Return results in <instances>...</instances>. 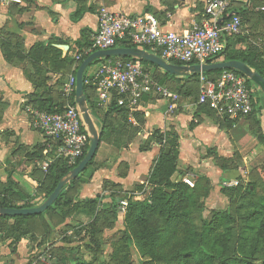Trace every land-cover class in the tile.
Masks as SVG:
<instances>
[{"label": "crops", "instance_id": "1", "mask_svg": "<svg viewBox=\"0 0 264 264\" xmlns=\"http://www.w3.org/2000/svg\"><path fill=\"white\" fill-rule=\"evenodd\" d=\"M210 1L20 0L17 3L0 0V39L8 35L18 38L25 50L38 42L67 45L69 50L63 52V57L75 58L93 41L98 30V16L103 9L129 16L152 14L165 30L183 34L203 18ZM255 1L258 0H234L229 10L233 15L248 9L244 19L249 33L254 32L252 28L258 23L264 29V22L255 17V12L259 11L253 6ZM77 10L82 16L73 21L72 16ZM28 67L27 63L17 60L7 62L0 44V201L5 199L19 208L28 204L37 207L46 201L38 190L46 175L42 166L52 164L57 158L52 140L31 127L27 107L32 105L30 102L37 95V89L25 75ZM74 68L73 65L62 73L49 74L48 84L54 89L53 95L61 93L64 96V88L74 76ZM93 69H87V76ZM94 91L92 97L98 99L95 88ZM198 109L194 99L192 102L186 98L175 113L168 114L165 101L145 96L141 106L128 114L127 122L117 113L108 116L116 131L101 142L94 163L84 176L87 182L78 187L77 198L102 196L103 203H110L111 193L122 190L129 191L135 200L142 199L135 188L144 186L151 191L150 174L167 137H176L179 144L181 166L174 180L181 178L182 165H192L198 175L209 176L214 187L222 184L223 175L216 163L235 159L242 147L251 140L253 142L249 134L253 123L244 118L228 128L217 114ZM105 114L106 111L99 113L102 119ZM258 117L264 130V116ZM157 132V136L163 135V141L154 138ZM151 138L154 139L149 143ZM256 156L254 152L250 159ZM76 219V224L86 225L91 221L83 213ZM72 221L67 219L55 227L49 216L32 219L29 221L30 235L20 240L4 231L5 222L0 221V264H33L28 256L37 251V258L50 259L51 250L68 245L64 239L72 231L66 234L64 228L75 226ZM7 222L10 226L14 224Z\"/></svg>", "mask_w": 264, "mask_h": 264}, {"label": "trees", "instance_id": "2", "mask_svg": "<svg viewBox=\"0 0 264 264\" xmlns=\"http://www.w3.org/2000/svg\"><path fill=\"white\" fill-rule=\"evenodd\" d=\"M247 11L248 9H246L245 12L234 13L242 18L243 24H245L244 17ZM259 14L260 19L257 16V20L264 22V9ZM81 16L82 12L77 10L75 15L72 16V20L77 21L81 18ZM231 17L232 15H230L229 11H226L223 14V21L229 20ZM236 37L237 39H235V41L231 39L232 37L227 38L223 53L213 59H209L207 63H215L221 60L241 61L264 77V49L260 50L252 46H247L244 49H235L237 44H241L238 42L244 41L247 36H235L234 38ZM0 44L2 53L7 62L17 60L20 63H27L29 66L25 69V75L37 89V95L33 97L30 102L33 106L39 108L41 111L53 114L63 113L68 106L77 105L76 91L72 97L68 99L61 93L58 94V96L53 95L54 89L48 84L50 80L48 76L50 73H62L73 65L75 66L73 74L76 76L81 63L89 55L96 52V50H91L92 42L86 45L85 50L77 53L76 57H80L79 61L76 60V57H63V51L53 46L52 43L46 44L44 42H38L29 50H25L20 39L8 35L0 39ZM118 47L136 48L135 45L128 41L118 42L116 48ZM90 50L91 52H89ZM145 50L152 53L149 48H145ZM156 54L159 55V53ZM121 59L124 61L134 60V58L131 57ZM103 60L105 59L97 60L93 64ZM141 62L147 71L148 69L151 70V68L160 70V68L154 64L146 61ZM171 63L184 65L183 63L177 61H171ZM93 64L91 66H93ZM194 64H196V62L190 63L189 65ZM229 71H233L245 77L237 71ZM222 72L223 71H215L212 73H204L203 75L212 80H216ZM200 78V74L176 77L161 69L160 79L157 80L155 78V80L160 85L168 88V84L174 85V83H177V85L174 86L175 91L170 88L169 89L178 93L180 96L182 94L184 97L192 98L197 103L200 94ZM87 79L88 76L85 72L84 90L87 97V105L91 114L98 119V121L91 120V122L96 128H98L100 124L104 126L101 136L102 142L106 137L112 135L116 131L113 128L114 123L108 119V116L113 113H117L123 117L124 121L127 122L129 111L126 107L118 104L117 97H114L107 107L101 108L99 106L98 99L92 97L95 93V87L89 86ZM182 81L186 82V85L180 87V83ZM246 81L250 87L253 88L256 86L248 78H246ZM59 84L61 85V83ZM88 90L93 91V93L90 94ZM257 102L258 99H256V104H254L253 112L246 117V119L251 118L253 127L255 126L260 128L261 121L257 112L262 111V106L257 107ZM198 108L200 112L203 111L213 113L214 115L216 114L206 106H198ZM102 111L107 112L103 119L99 115ZM137 113H135V115ZM219 118L222 119V122L224 125L228 126V128L234 127V125L238 122V120H231L228 117L219 116ZM82 120L83 132L89 134L90 136L88 126L83 118ZM157 134L159 133L157 132L154 134V138L163 141V135H160L159 137ZM154 138H151L149 143H151ZM52 142L55 146H57L58 143L54 141ZM89 147L90 144L87 145L83 157H81L77 164L73 167L68 166L67 162L62 158H56L55 161L50 164L44 179L40 182L38 189L39 193L45 200L55 191L59 182L84 159ZM168 148L170 150L166 153ZM94 159L88 164L84 172L63 188L62 193L56 202L44 213L39 215L16 217L0 215V221L5 222L4 231L9 234L11 233L12 236H15V240H20L21 238L30 235L31 229L29 221L32 219H44L46 216H49L55 223L54 226L56 227L64 224L67 219L73 220L75 216L83 213L91 220L88 224L84 225L78 223L75 226H66V229L64 228V233L66 234L67 232L72 231L70 236L65 237L64 242L73 244L80 239L84 233L87 234L88 229L92 228L101 216L114 219L115 214L117 213V206H119L122 201L119 197H115V199L111 197L112 201L110 203H103L104 198L102 196L80 200L76 196L78 187L87 182L84 176L93 165ZM179 159L180 153L177 138L167 137L150 174V196L145 201H137L134 198L129 199L127 210L128 219L131 222L134 221L145 225V216L147 214L156 215L162 219V225L160 227H153L150 232L142 231L138 235L137 243L142 245L144 248H149L151 252H154L155 257L161 258L166 262L169 261V264H264V196L258 197V193L251 187L244 190L242 186L227 189L222 186L220 192L228 196L231 202H234L236 198L242 194V197L238 199L245 200V202H249L251 204L252 209H249L243 217V225H241L240 234L238 236L236 235V221L226 212L214 214L210 223H205L201 232H197L193 227V221L188 207H193V205L199 201L200 187L196 185L192 188L181 179H173L174 175L179 172ZM218 167L224 174L226 170L221 165H218ZM201 180H206V176L199 177V182H201ZM206 181L207 183L210 182L209 179ZM34 207H36L35 204H28L19 208L5 199L0 201V208L27 209ZM7 221H13L14 224L10 226ZM48 229L50 230L49 227ZM159 231L162 235L156 237V234L159 233ZM166 240H176L178 242L176 247L171 251L170 257H166L164 255L165 249H168L169 247L164 244ZM238 241H242L245 245V247H242L244 250L242 251L243 255L241 257H239L235 252H232ZM128 243L132 245L133 241L128 238ZM196 246L200 248L201 252L195 248ZM56 250L64 253V251L70 252V250L73 249L62 247ZM52 252L53 251H51V258L55 260L53 264H65L67 261H70L69 257L60 255L58 252H53L54 254ZM76 264L84 263L77 262ZM139 264H144V262L139 261Z\"/></svg>", "mask_w": 264, "mask_h": 264}, {"label": "built area", "instance_id": "3", "mask_svg": "<svg viewBox=\"0 0 264 264\" xmlns=\"http://www.w3.org/2000/svg\"><path fill=\"white\" fill-rule=\"evenodd\" d=\"M233 1L211 0L205 7L203 18L183 34L165 30L152 14L129 16L103 9L98 16V30L91 50H109L116 48L120 41H128L137 48H149L152 53H159L156 55L170 63L206 64L209 59L223 53L227 38L249 34L239 15L233 14L229 20L223 21V14L230 10ZM14 2L19 3L20 0ZM76 60L79 61L80 57ZM87 83L95 87L101 108L107 107L117 97L118 104L131 114L141 106L145 96L165 101L168 114L175 113L181 100L178 93L160 85L138 59L105 58L88 74ZM75 91L74 75L64 88V96L70 98ZM254 104V90L245 77L229 70H224L216 80L201 74L196 106H206L220 117L240 120L253 112ZM27 112L31 127L58 143L55 146L56 157L64 159L70 167L75 166L90 144L89 134L83 132L79 107L68 106L63 113L51 114L29 105ZM49 166L46 163L42 168L47 171ZM184 182L193 187L189 179ZM121 205L126 207L128 202L121 201Z\"/></svg>", "mask_w": 264, "mask_h": 264}, {"label": "rangeland", "instance_id": "4", "mask_svg": "<svg viewBox=\"0 0 264 264\" xmlns=\"http://www.w3.org/2000/svg\"><path fill=\"white\" fill-rule=\"evenodd\" d=\"M253 6L254 8H259V11L255 12V17L257 18L258 16L260 19L259 13H261L264 9V0L255 1ZM252 29L254 32L247 34L244 41L238 42L241 44H237L235 49H244L247 46H252L260 50L264 49V29L259 26V23L258 25L255 24ZM231 39L235 41L237 37H232ZM98 65L99 62L93 64L91 67L95 68ZM148 71L157 80L160 79L161 69L151 68V70L148 69ZM175 85H177V83H174V85L168 84L169 88L174 91ZM183 85H186V82L182 81L180 83V87ZM253 90L255 98L258 99L256 106H262V111H258L257 114L260 117L264 116V94L256 86L253 87ZM181 96L182 101L189 98L184 97L182 94ZM181 100L180 103L182 102ZM190 100L193 102L192 98H190ZM247 120L252 123L251 118ZM249 130V134L251 135L253 142L251 140V142H248L244 148L242 147L239 151L240 154L237 153L235 159H230L224 162L218 161L216 163L217 165H221L226 170L224 174L222 173V184H216L214 187V184L209 176L204 174L198 175L192 165H182V176L180 179L183 182L185 179H189L193 183L192 188L196 185L200 187L199 201L193 205V207H188V210L191 213L193 227L197 232H201L205 223H210L214 214L226 212L236 221V235L238 236L240 234L241 225H243V217L249 209H252L251 204L249 202H245V200L238 199L242 197V194L239 195L234 202H231L228 196L220 192L222 186L226 189L242 186L244 190L251 187L258 193V197L264 196V130L261 125L260 128L254 126ZM254 152L255 155H257L256 158L250 159L252 153ZM202 176H206V180H210V182H208L209 184L206 180H201V182H199V177ZM233 183H237L236 186H232ZM135 190L138 191L137 195L143 196L142 199L137 201H145L151 193V191H147L144 186H139L135 188ZM111 197L113 199H115V197H119L122 201H127L128 205L129 199L134 198L129 191L122 190L112 192ZM128 205L126 207H122L120 203L119 206H117V213L115 214L114 219L101 216L97 223L94 224L92 228L88 229L87 234L84 233L75 243L68 245L63 244L65 245L64 247L73 249L70 250V252H59L56 250L59 247L51 251L54 253L58 252V254L64 255L65 257H69L70 261H67L65 264H76L77 262H83L84 264H139V261H143L144 264H169V261L166 262L161 258L155 257L154 252H151L149 248H144L142 245L137 243L138 235L142 231L150 232L153 227H160L162 225V219L156 215L147 214L145 216V225L134 221L131 222L128 219ZM73 221L74 224L77 223L76 216ZM161 235L162 233L159 231V233L156 234V237ZM128 238L133 241L132 245L128 243ZM177 243L178 242L176 240H166L164 242V244L169 246L164 252L166 257H170L171 251L176 247ZM242 247H245V245L242 241H238L232 252H235L239 257H241L243 255L242 251L244 250ZM195 248L201 252L198 246ZM38 256L39 252L37 251L28 256V260L33 264H53L55 262V260L51 258L43 260V258H37Z\"/></svg>", "mask_w": 264, "mask_h": 264}, {"label": "water", "instance_id": "5", "mask_svg": "<svg viewBox=\"0 0 264 264\" xmlns=\"http://www.w3.org/2000/svg\"><path fill=\"white\" fill-rule=\"evenodd\" d=\"M56 48L67 53L69 47L67 45H55ZM131 57L141 61H146L151 64L158 66L160 69L174 75L176 77L190 76L193 74H204L212 73L215 71L234 70L251 82H253L264 94V77L258 72L248 66L246 63L241 61H219L215 63L206 64H194V65H177L160 58L154 53H151L145 49L140 48H113L109 50H100L89 55L79 66L76 74V103L82 114L88 130L90 133V147L79 165L74 168L70 173L66 175L58 184L55 191L46 199V201L40 206L27 209H11V208H0V215L8 217L16 216H31L39 215L44 213L49 207H51L62 193L63 188L71 181L75 180L82 172L85 171L88 164L94 159L101 143V136L103 133V126L100 124V128L97 129L91 120L98 121L95 118L87 105V97L84 90V74L87 69L97 60L105 58H125ZM169 148L166 153L169 152Z\"/></svg>", "mask_w": 264, "mask_h": 264}]
</instances>
